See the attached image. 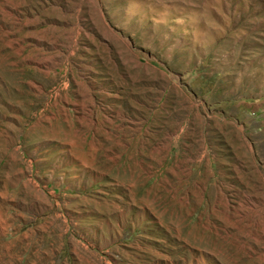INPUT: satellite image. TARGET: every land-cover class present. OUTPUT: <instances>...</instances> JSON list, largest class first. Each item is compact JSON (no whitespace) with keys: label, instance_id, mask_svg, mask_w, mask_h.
<instances>
[{"label":"rangeland","instance_id":"rangeland-1","mask_svg":"<svg viewBox=\"0 0 264 264\" xmlns=\"http://www.w3.org/2000/svg\"><path fill=\"white\" fill-rule=\"evenodd\" d=\"M0 264H264V0H0Z\"/></svg>","mask_w":264,"mask_h":264}]
</instances>
